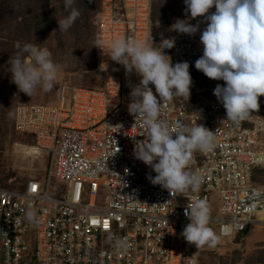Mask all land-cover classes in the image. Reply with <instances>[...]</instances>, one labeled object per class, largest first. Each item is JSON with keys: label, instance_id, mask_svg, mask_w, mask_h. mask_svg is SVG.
<instances>
[{"label": "built area", "instance_id": "obj_1", "mask_svg": "<svg viewBox=\"0 0 264 264\" xmlns=\"http://www.w3.org/2000/svg\"><path fill=\"white\" fill-rule=\"evenodd\" d=\"M206 27L203 21L194 35L175 32L168 53L173 64L188 62L205 104L193 109L173 98L163 101L161 116L170 127L180 121L215 132V146L195 152L188 169L201 175L199 191L170 193L149 181L155 172L133 155L134 139L147 140V132L123 95L140 78L95 47L102 88L63 84L55 103L15 110L14 131L31 137L48 164L44 179L31 178L21 190L0 188V264H198L199 249L182 236L190 223L185 209L197 199L208 203L209 225L221 237L264 225V187L254 182L255 170L264 169V95L248 120H225L213 94L225 82L195 67ZM151 29V0H98L96 39L150 42ZM213 196L218 218L211 214Z\"/></svg>", "mask_w": 264, "mask_h": 264}, {"label": "clouds", "instance_id": "obj_2", "mask_svg": "<svg viewBox=\"0 0 264 264\" xmlns=\"http://www.w3.org/2000/svg\"><path fill=\"white\" fill-rule=\"evenodd\" d=\"M75 3L76 0L63 2L65 15L57 20L61 32L71 28L81 15ZM184 3L188 19L175 20L170 31L194 35L199 23L193 25L189 19L205 18L207 27L200 35L203 55L196 60L195 67L209 79L225 82L223 86L218 84L213 94L226 110L225 120L239 125L253 111H258V98L264 95V0H184ZM213 6L216 11L208 14ZM159 46L155 47L151 35L150 42L124 37L107 44L101 38L94 42L102 56L124 67L126 75L135 72L140 78L139 84L130 85L128 111L147 132V140L134 139L133 155L155 172L154 176H148L149 181L170 193L197 192L202 177L188 169L195 152H207L215 146V132L201 124L190 126L180 121L170 127L161 118L163 101L174 97L189 100L192 77L188 62L173 64L164 52L175 46L174 37L162 36ZM15 48L8 61L12 83L29 97L37 88L51 92L59 72L52 53L32 43L16 42ZM185 216L190 223L184 227L182 236L189 244L199 249L214 248L219 243L220 236L209 227L210 207L205 200H195L185 209ZM27 219L34 220L35 212L29 211Z\"/></svg>", "mask_w": 264, "mask_h": 264}, {"label": "rangeland", "instance_id": "obj_3", "mask_svg": "<svg viewBox=\"0 0 264 264\" xmlns=\"http://www.w3.org/2000/svg\"><path fill=\"white\" fill-rule=\"evenodd\" d=\"M64 0H0V188L21 190L31 178L44 179L48 164L47 155L23 154L18 146L34 147L31 137L14 131L15 110L22 105H47L58 100L61 85L100 89L104 86L102 76L96 70L95 34L98 0H76L74 7L81 15L66 32L58 29L57 20L63 18ZM156 20L152 22L151 37L155 47H160L163 38H172L171 25L177 19H188L184 0H151ZM216 11L213 6L208 14ZM206 21L204 17L189 19L195 25ZM20 42L39 44L52 53L53 61L59 65L56 87L48 93L37 88L34 94L20 92L11 81L9 57ZM170 49L164 52L168 55ZM30 62V58H26ZM196 73H193V78ZM153 93L155 88L152 85ZM193 83L190 98L174 97L190 108L205 104L204 94H198ZM130 91L125 90L124 96ZM18 151V152H17ZM254 182L264 187V171L255 174ZM63 184V183H62ZM52 186L60 185L53 179ZM58 187L55 192H58ZM59 193V192H58ZM106 193L104 192V195ZM214 197V196H213ZM211 207L219 209V201L214 197ZM217 234L215 225H209ZM219 235V234H218ZM198 264H264V243L256 249L247 250L240 238L231 243L220 239L214 248H199Z\"/></svg>", "mask_w": 264, "mask_h": 264}, {"label": "crops", "instance_id": "obj_4", "mask_svg": "<svg viewBox=\"0 0 264 264\" xmlns=\"http://www.w3.org/2000/svg\"><path fill=\"white\" fill-rule=\"evenodd\" d=\"M211 214L213 218H218L220 216L218 210L215 207L211 208ZM218 234H219V230H218ZM236 238H240L241 243L244 244L245 248L247 250L252 251L256 249L259 245L264 243V225L258 224V225L250 226L249 232L246 235L242 234L241 232L231 238H224L220 236V239H222L226 243L227 242L231 243Z\"/></svg>", "mask_w": 264, "mask_h": 264}, {"label": "bare ground", "instance_id": "obj_5", "mask_svg": "<svg viewBox=\"0 0 264 264\" xmlns=\"http://www.w3.org/2000/svg\"><path fill=\"white\" fill-rule=\"evenodd\" d=\"M18 148L20 149V151H22L23 154H26V155L37 156L40 154V151L36 149L35 147L20 145L18 146Z\"/></svg>", "mask_w": 264, "mask_h": 264}, {"label": "trees", "instance_id": "obj_6", "mask_svg": "<svg viewBox=\"0 0 264 264\" xmlns=\"http://www.w3.org/2000/svg\"><path fill=\"white\" fill-rule=\"evenodd\" d=\"M155 20H156V16H155V12L153 11V5H152V22H154ZM262 171H264V169H257V170H255V174L260 173V172H262ZM255 174H254V176H255ZM254 180H255V177H254ZM249 228H250V226L247 227V228L242 232V234L246 235V234L249 232Z\"/></svg>", "mask_w": 264, "mask_h": 264}]
</instances>
